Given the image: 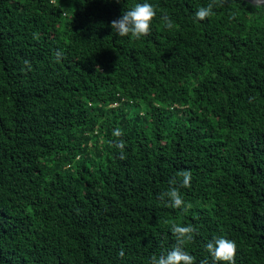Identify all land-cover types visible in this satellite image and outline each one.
Segmentation results:
<instances>
[{"label": "trees", "instance_id": "1", "mask_svg": "<svg viewBox=\"0 0 264 264\" xmlns=\"http://www.w3.org/2000/svg\"><path fill=\"white\" fill-rule=\"evenodd\" d=\"M145 2L150 34L118 36ZM209 2L0 0V264H150L173 223L195 264H225L218 236L264 264V6L196 19ZM173 178L187 212L159 200Z\"/></svg>", "mask_w": 264, "mask_h": 264}, {"label": "clouds", "instance_id": "2", "mask_svg": "<svg viewBox=\"0 0 264 264\" xmlns=\"http://www.w3.org/2000/svg\"><path fill=\"white\" fill-rule=\"evenodd\" d=\"M218 2L222 0H210L207 6H201L195 12V18L203 21L206 18L214 15L213 9ZM252 3L257 7L264 6V0H252ZM156 16V9L150 3H136L132 7L122 12V15L111 22L112 30L118 36H131L134 39L139 40L142 37H146L151 32V23ZM164 22V26L168 29L173 27V21L164 15L161 17ZM57 62L63 56L62 51L55 53ZM30 69V63L25 61ZM113 135L115 137H121L123 135L122 129L117 127ZM121 151V158H123V150L125 147L124 141L119 140L115 145ZM177 177L181 178L179 181L180 187H190V181L192 173L190 170H181L177 172ZM170 187L167 191L159 194V200L166 201V206L174 209H182L187 212L190 208V204H185L184 199L180 193L177 185V179L173 178L169 181ZM167 198V200H166ZM171 233L175 237V243L171 250L166 254L160 256L153 255L150 259V264H195V257L189 254L184 246L191 242L194 238L196 229L192 225L181 226L173 223L171 225ZM206 251L211 255L212 259L216 262H225V264H234V257L236 254L237 245L235 241L225 238L223 236L213 237L205 244ZM118 255L124 256V251L121 250ZM201 264H206V261H202Z\"/></svg>", "mask_w": 264, "mask_h": 264}, {"label": "water", "instance_id": "3", "mask_svg": "<svg viewBox=\"0 0 264 264\" xmlns=\"http://www.w3.org/2000/svg\"><path fill=\"white\" fill-rule=\"evenodd\" d=\"M248 1L252 2V0H248Z\"/></svg>", "mask_w": 264, "mask_h": 264}]
</instances>
